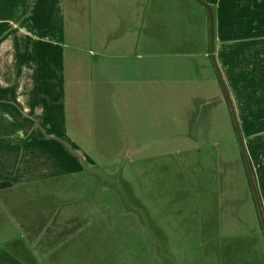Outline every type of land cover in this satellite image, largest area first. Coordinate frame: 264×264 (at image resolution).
I'll return each mask as SVG.
<instances>
[{
  "label": "rangeland",
  "instance_id": "374dc122",
  "mask_svg": "<svg viewBox=\"0 0 264 264\" xmlns=\"http://www.w3.org/2000/svg\"><path fill=\"white\" fill-rule=\"evenodd\" d=\"M0 18L30 35L26 46L13 40L0 74L29 68L33 87L0 89V264H264V228L211 56L214 31L264 208V53L235 56V39L264 22V0H0ZM9 27L18 31L3 23L0 33ZM110 66L118 96L96 105L97 75ZM64 73L80 99L64 90L57 120L62 112L69 137H53L37 112L51 110L50 98L63 103ZM81 100L93 112L72 131Z\"/></svg>",
  "mask_w": 264,
  "mask_h": 264
},
{
  "label": "crops",
  "instance_id": "0c3cea01",
  "mask_svg": "<svg viewBox=\"0 0 264 264\" xmlns=\"http://www.w3.org/2000/svg\"><path fill=\"white\" fill-rule=\"evenodd\" d=\"M23 15L24 14H21L20 17ZM4 20H5V22H3L2 19L0 18V24H3V23L9 24V25L11 24V26H14L13 29H16L18 31L12 32L13 35H10L12 29L9 27L6 31H4L3 33H0V57L1 56L6 57L7 55H10L14 51L15 45H14L13 40H16L17 37L19 38V40L21 38H23L20 41H24L23 46H26L25 37L30 36L29 33H27V31L24 30V28L22 29L24 31H22L21 29L16 27V26H18L17 20H15V19H4ZM13 20H15V21H13ZM251 25L253 28H254V26L256 28L258 27L257 31L253 30L251 32V34H253V35L246 37V38H242V39L241 38L235 39V42L238 41V42H236L237 44L235 43V56H238V58H239V56H244V53L246 55V52H245L246 50L247 51H249V50L250 51L260 50L262 53H264V44L258 45L255 50H251V48L253 46H255V44H257L258 42L264 43V22L263 21L261 22L259 20L253 21ZM256 35H259V36H256ZM224 41H225V39H222V38H221V40L215 39V51H216V46H218L220 44H221V47L224 46ZM239 42H241V43L238 44ZM207 55L208 54L205 51V56H207ZM262 55L263 54H257V56H262ZM211 56H212V49H211ZM251 56H253V53H251ZM28 69L29 68H25L23 70H20L19 68H15V67H9L7 70L1 69L2 72L0 74V89L13 88V87H17L18 89H21V87H23V89H27L28 91L30 89H33V87L29 84V82L24 79ZM101 70H103V69H101ZM113 71L114 70L110 66V67L106 68L104 71H101V73L97 75V81H104V82H97L98 84H101V86H100L101 90H100V94L97 96L98 100L96 102L98 104H96V105H106V104H104L105 96L106 97L107 96H113V94H114V97L118 96V90L119 89H116V88L118 86H121L122 81H120L121 80L120 76L117 77L116 80H112ZM97 73H99L98 68H97ZM116 73H117V71H116ZM61 79H62V82H61L59 87H57L58 84H56L55 81H52L51 83L56 84L55 85L56 88H60V91L62 93V100H63L62 102L63 103H60V100H58L57 98L56 99L50 98V101L54 102V103H52V102L48 103V106H49V104L52 105L51 110L45 109L44 111L41 112V109H39V111L37 112V115L41 116L42 120L45 122L46 128L48 130H51V132H47L46 135H50L53 137H62V136L69 137L68 134H66V132L69 131V128H67V126L64 125V123H63L62 112L60 114L61 119L57 120L58 107H61V109H63L62 108L63 104L65 102L67 104L68 97H69L68 92L64 91V90L65 89L66 90L67 89L73 90V92H71V94H72L71 99H80L78 97V92H75L76 87H78V85H79V82H70V81H76L77 79L73 78L72 80L67 81V77H66L65 73L62 74ZM131 81L136 82V80H131ZM26 82H28V83L26 84ZM126 82H128V81H126ZM102 83H108L111 85V87L108 88L104 85L102 86ZM110 90H113V93ZM26 94H27V92H25V95ZM56 94H58V90L56 91ZM22 98H23V95H20V97L18 95H16L17 100L22 99ZM33 99H36V98H33ZM83 99H84V97H83ZM39 100L44 101L43 99H39ZM92 102H94V101H92ZM58 104H60V105H58ZM90 106H91L90 102H87V104H82V100H81V102L76 103L74 105V107H75V110H74L75 111V113H74L75 114L74 115L75 120H73L71 123V126H69L70 130L78 131L77 122L80 119L79 116H81L80 115L81 113H87L88 115H90L93 112V110ZM55 107H57V108L55 109ZM25 109H27V105H24V110ZM96 112H98V114L102 117V111L100 109L96 108ZM49 113H51L50 117H49ZM67 116H68V113H67ZM31 130H34V129H31ZM4 183L5 182H3V183L0 182V184H4ZM8 184L11 185L10 183H8ZM256 185H257V181H256ZM257 188H258V185H257ZM258 192H259V188H258ZM259 196H260V199L262 202L263 198L261 197L260 192H259ZM262 204H263V202H262ZM263 210H264V208H263Z\"/></svg>",
  "mask_w": 264,
  "mask_h": 264
},
{
  "label": "water",
  "instance_id": "95a60500",
  "mask_svg": "<svg viewBox=\"0 0 264 264\" xmlns=\"http://www.w3.org/2000/svg\"><path fill=\"white\" fill-rule=\"evenodd\" d=\"M203 4L209 9L210 15H211V20L213 22V12H212L211 6L209 4H206V3H203ZM212 29H213V24H212ZM212 32H213V35H212V41H211V49H212V53H213L212 54L213 63L215 65V67H216L218 76L220 78V81H221V83H222V85H223V87L225 89L226 95H227V97L229 99V102H230V106H231V109H232V112H233V115H234L235 124H236V126L238 128L243 154H244V157H245L246 162H247L250 182H251V185H252V188H253V192H254V195H255V198H256V202H257V207H258V210H259V215H260V218H261V221H262V225H263V228H264V210H263V207H262V202H261V199H260V196H259V192H258V189H257L256 180H255V177H254V174H253L250 158L248 156L245 144L243 142L242 132H241L239 121H238V118H237V115H236V112H235L234 104L232 102L230 93L228 91V88H227L226 82H225V80L223 78V75L221 73V70H220V68H219V66L217 64L216 59H215V38H214V31H212Z\"/></svg>",
  "mask_w": 264,
  "mask_h": 264
},
{
  "label": "trees",
  "instance_id": "16d2710c",
  "mask_svg": "<svg viewBox=\"0 0 264 264\" xmlns=\"http://www.w3.org/2000/svg\"><path fill=\"white\" fill-rule=\"evenodd\" d=\"M255 175V174H254ZM256 179V178H255ZM0 185H3V184H0Z\"/></svg>",
  "mask_w": 264,
  "mask_h": 264
}]
</instances>
